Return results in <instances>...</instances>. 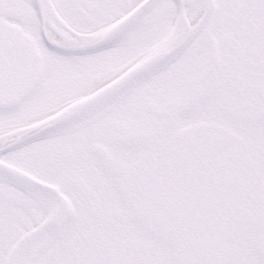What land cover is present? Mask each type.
<instances>
[{"label":"snow or ice","instance_id":"obj_1","mask_svg":"<svg viewBox=\"0 0 264 264\" xmlns=\"http://www.w3.org/2000/svg\"><path fill=\"white\" fill-rule=\"evenodd\" d=\"M0 264H264V0H0Z\"/></svg>","mask_w":264,"mask_h":264}]
</instances>
